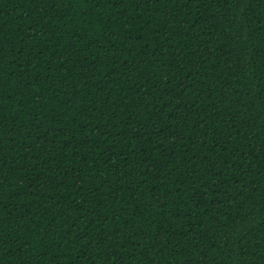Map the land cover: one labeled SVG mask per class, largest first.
Returning <instances> with one entry per match:
<instances>
[{"label": "trees", "instance_id": "obj_1", "mask_svg": "<svg viewBox=\"0 0 264 264\" xmlns=\"http://www.w3.org/2000/svg\"><path fill=\"white\" fill-rule=\"evenodd\" d=\"M0 264H264V0H0Z\"/></svg>", "mask_w": 264, "mask_h": 264}]
</instances>
